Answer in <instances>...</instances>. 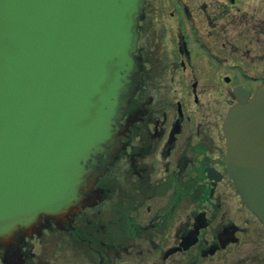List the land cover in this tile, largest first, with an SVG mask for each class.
I'll return each mask as SVG.
<instances>
[{
    "label": "flooded vegetation",
    "instance_id": "flooded-vegetation-1",
    "mask_svg": "<svg viewBox=\"0 0 264 264\" xmlns=\"http://www.w3.org/2000/svg\"><path fill=\"white\" fill-rule=\"evenodd\" d=\"M110 145L76 208L0 239V264H264L225 117L264 85V0H143Z\"/></svg>",
    "mask_w": 264,
    "mask_h": 264
},
{
    "label": "water",
    "instance_id": "water-1",
    "mask_svg": "<svg viewBox=\"0 0 264 264\" xmlns=\"http://www.w3.org/2000/svg\"><path fill=\"white\" fill-rule=\"evenodd\" d=\"M143 0H0V239L76 208L110 145ZM237 94L232 179L264 223V85Z\"/></svg>",
    "mask_w": 264,
    "mask_h": 264
}]
</instances>
